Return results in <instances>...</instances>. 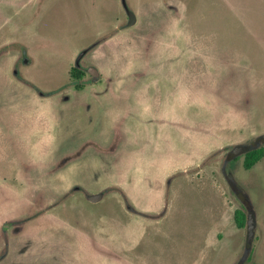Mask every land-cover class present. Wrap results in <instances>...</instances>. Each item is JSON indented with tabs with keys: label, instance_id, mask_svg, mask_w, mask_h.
<instances>
[{
	"label": "rangeland",
	"instance_id": "374dc122",
	"mask_svg": "<svg viewBox=\"0 0 264 264\" xmlns=\"http://www.w3.org/2000/svg\"><path fill=\"white\" fill-rule=\"evenodd\" d=\"M258 136L264 0H0V264H264Z\"/></svg>",
	"mask_w": 264,
	"mask_h": 264
},
{
	"label": "trees",
	"instance_id": "16d2710c",
	"mask_svg": "<svg viewBox=\"0 0 264 264\" xmlns=\"http://www.w3.org/2000/svg\"><path fill=\"white\" fill-rule=\"evenodd\" d=\"M71 70H72L71 71L72 76L80 77L79 73H81V72L76 67H73ZM263 156H264V145H260L259 147H254V148L250 149L249 151H247L244 154L243 166L246 169H249L258 160H260ZM236 212L238 213V215L236 217L237 224H238V226H243L244 221H245V215L240 210H237Z\"/></svg>",
	"mask_w": 264,
	"mask_h": 264
},
{
	"label": "water",
	"instance_id": "95a60500",
	"mask_svg": "<svg viewBox=\"0 0 264 264\" xmlns=\"http://www.w3.org/2000/svg\"><path fill=\"white\" fill-rule=\"evenodd\" d=\"M129 24H132L134 22V16L131 15L129 19ZM93 74H97V71L95 69L90 70ZM243 150V145H236L234 146L233 150L230 152L229 155H235L237 152H241ZM102 197L101 193H95L88 196V199L90 201L96 202L100 200ZM255 220L252 212H249L248 219H247V236H246V242L247 244H250L252 242V239L254 237L255 233Z\"/></svg>",
	"mask_w": 264,
	"mask_h": 264
},
{
	"label": "flooded vegetation",
	"instance_id": "af4514ba",
	"mask_svg": "<svg viewBox=\"0 0 264 264\" xmlns=\"http://www.w3.org/2000/svg\"><path fill=\"white\" fill-rule=\"evenodd\" d=\"M78 58L79 57H77V60H78ZM259 139H264V137H262V136H258L257 137V140H259ZM254 147H259V145H257V142L256 143H253V144H251V145H249V146H246V145H243V151L244 152H247V151H249L250 149H252V148H254Z\"/></svg>",
	"mask_w": 264,
	"mask_h": 264
}]
</instances>
